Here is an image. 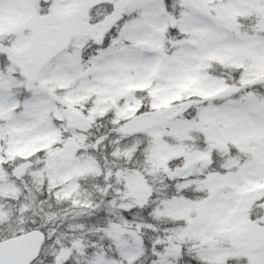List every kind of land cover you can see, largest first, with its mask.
Returning a JSON list of instances; mask_svg holds the SVG:
<instances>
[{
    "label": "snow or ice",
    "instance_id": "6c2138e0",
    "mask_svg": "<svg viewBox=\"0 0 264 264\" xmlns=\"http://www.w3.org/2000/svg\"><path fill=\"white\" fill-rule=\"evenodd\" d=\"M0 264H264V0H0Z\"/></svg>",
    "mask_w": 264,
    "mask_h": 264
}]
</instances>
